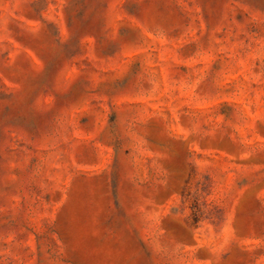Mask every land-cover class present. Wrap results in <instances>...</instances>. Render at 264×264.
<instances>
[{
    "label": "rangeland",
    "instance_id": "1",
    "mask_svg": "<svg viewBox=\"0 0 264 264\" xmlns=\"http://www.w3.org/2000/svg\"><path fill=\"white\" fill-rule=\"evenodd\" d=\"M0 264H264V0H0Z\"/></svg>",
    "mask_w": 264,
    "mask_h": 264
}]
</instances>
